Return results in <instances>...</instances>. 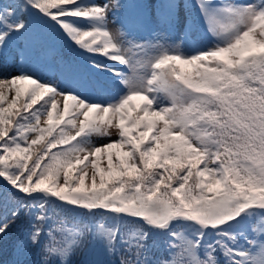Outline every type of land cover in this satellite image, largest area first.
I'll return each instance as SVG.
<instances>
[{
    "label": "snow or ice",
    "instance_id": "snow-or-ice-1",
    "mask_svg": "<svg viewBox=\"0 0 264 264\" xmlns=\"http://www.w3.org/2000/svg\"><path fill=\"white\" fill-rule=\"evenodd\" d=\"M194 7L0 0L10 264H264V0Z\"/></svg>",
    "mask_w": 264,
    "mask_h": 264
},
{
    "label": "trees",
    "instance_id": "trees-1",
    "mask_svg": "<svg viewBox=\"0 0 264 264\" xmlns=\"http://www.w3.org/2000/svg\"><path fill=\"white\" fill-rule=\"evenodd\" d=\"M124 2H127V0H124ZM36 107H39L37 105ZM18 237V230L13 229L12 232L9 233L8 239L6 243L3 245L2 248H0V264H10V262L14 259L13 256V244L15 240ZM155 251L156 255H159V251ZM82 257L80 255L73 258V264H79V261Z\"/></svg>",
    "mask_w": 264,
    "mask_h": 264
},
{
    "label": "rangeland",
    "instance_id": "rangeland-1",
    "mask_svg": "<svg viewBox=\"0 0 264 264\" xmlns=\"http://www.w3.org/2000/svg\"><path fill=\"white\" fill-rule=\"evenodd\" d=\"M127 2H128V0H127ZM134 2H139V0H134L133 3H134ZM186 2L189 3V4H191V5H193V8L191 9V11H192V13H193V17H194V19H195V21H196L197 28H198V30H199V29L202 27V24H201V22L199 21V18H198V16H197V10H196L195 7H194V5H195V0H186ZM215 2H218V0H215ZM240 2H247V0H240ZM182 5H183V4H182ZM181 11H182V13H183L184 9L182 8ZM110 27H114V25H110ZM140 35H141V36H145V35H147V33H146V32H142ZM177 35H179V33H177ZM0 75H3V73H0ZM116 138H117V137L115 136V134H113V136L111 137L112 140H115ZM93 142L96 143L97 145H100V144L108 143L109 140H108V138H104V139L94 138V141H93Z\"/></svg>",
    "mask_w": 264,
    "mask_h": 264
}]
</instances>
